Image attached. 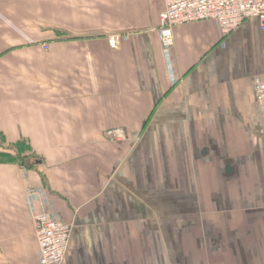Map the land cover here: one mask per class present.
Listing matches in <instances>:
<instances>
[{"label": "crops", "instance_id": "0c3cea01", "mask_svg": "<svg viewBox=\"0 0 264 264\" xmlns=\"http://www.w3.org/2000/svg\"><path fill=\"white\" fill-rule=\"evenodd\" d=\"M164 9L0 0V264H41L44 199L63 264H264V29L185 23L167 55Z\"/></svg>", "mask_w": 264, "mask_h": 264}, {"label": "built area", "instance_id": "2783aa9c", "mask_svg": "<svg viewBox=\"0 0 264 264\" xmlns=\"http://www.w3.org/2000/svg\"><path fill=\"white\" fill-rule=\"evenodd\" d=\"M250 18H259L264 29V0H165V9L160 15L161 42L167 55H170L175 44L174 29L178 25L212 20L225 36ZM44 47L48 48V45ZM255 94L257 102L264 106V81L255 83ZM109 135L121 138L124 131L117 129L109 132ZM29 196L43 198L42 187L29 189ZM44 201L42 210L33 215L39 260L41 264H63L72 244L74 225L59 219L46 208Z\"/></svg>", "mask_w": 264, "mask_h": 264}]
</instances>
